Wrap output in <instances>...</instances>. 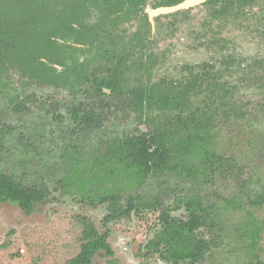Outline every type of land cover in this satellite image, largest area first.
<instances>
[{
  "label": "rangeland",
  "instance_id": "obj_1",
  "mask_svg": "<svg viewBox=\"0 0 264 264\" xmlns=\"http://www.w3.org/2000/svg\"><path fill=\"white\" fill-rule=\"evenodd\" d=\"M167 1L201 0H0L19 36L0 50V169L77 171L91 195L106 186L127 196L133 183L113 156L127 137L162 135L168 163L147 175L142 204L169 193L172 220L199 218L194 240L214 246L198 264H264V0H219L194 10L197 21L183 10L154 15ZM108 86L127 96L81 134L67 108ZM213 156L222 168L209 171ZM47 185L31 216L0 203V264H65L83 218L113 253L92 264H172L145 248L165 229L157 211L138 206L105 223V205Z\"/></svg>",
  "mask_w": 264,
  "mask_h": 264
},
{
  "label": "trees",
  "instance_id": "obj_2",
  "mask_svg": "<svg viewBox=\"0 0 264 264\" xmlns=\"http://www.w3.org/2000/svg\"><path fill=\"white\" fill-rule=\"evenodd\" d=\"M219 0H210L209 3H217ZM10 23V22H8ZM0 18V49L6 45L13 47L15 38L19 37L10 32L13 26ZM16 28L18 25H15ZM107 88L113 91L109 96L103 92L101 87L92 91L88 101L78 102L68 108L74 128L81 134L99 130L106 116L111 109L113 101H119L126 97L119 89ZM139 98V97H138ZM141 101V98H139ZM0 121V133L3 130ZM5 128V127H4ZM6 129V128H5ZM162 135L153 136L149 139L126 138L113 159L120 165V176L132 181L135 191L126 195H119L108 187L103 186L96 194L88 191V185L92 184L83 174L77 171L59 177L56 171L49 169L47 177L30 178L27 174L16 175L9 170L0 169V203L9 204L18 208L26 216H31L37 205L44 202L50 193L47 183H51L53 192H60L75 188L81 191L82 201L93 198L99 205H105L107 215L103 221L111 222L120 218L128 217L138 206L149 208L159 213V221L165 229L150 240L145 248L149 252H157L166 262L179 264L189 261L188 264L201 263L204 252L214 246V240L204 238L194 240V233L197 232L202 223L195 214L191 213L186 222H175L170 218L169 208L164 204L170 198L169 193L157 195L153 200L142 204L144 201L140 193L147 175L157 174L164 170L168 163V148ZM3 147L0 142V153ZM222 159L215 156L206 160L209 164V171L215 167L222 168ZM226 171H235V168L228 166ZM190 203V202H189ZM83 231L79 252L65 264H92L95 256L103 251L107 256H113L112 250L107 243L106 234H98L92 224L82 219ZM173 224V225H172ZM212 231H210V234ZM193 240V241H192Z\"/></svg>",
  "mask_w": 264,
  "mask_h": 264
},
{
  "label": "flooded vegetation",
  "instance_id": "obj_3",
  "mask_svg": "<svg viewBox=\"0 0 264 264\" xmlns=\"http://www.w3.org/2000/svg\"><path fill=\"white\" fill-rule=\"evenodd\" d=\"M184 1V0H183ZM182 1H167V2H165L163 5H160V7H166V8H161L160 10H157V11H155L153 14L154 15H158V14H166V13H162V12H164L165 10H169V9H174L175 7H177V6H179L180 5V3H181ZM200 3L199 4H197L196 6H194V7H191V8H189V9H186V10H183L182 11V16L183 17H185V19H187V20H189L188 19V16H189V14H191V13H193L194 12V10H197L198 8H202L203 6H210V7H214V6H216L217 5V3L219 2H217V3H209L210 2V0H201V1H199ZM142 5H143V3H142ZM155 8V7H154ZM178 11H180V10H178ZM71 12H72V9H71ZM175 12H177V11H175ZM175 12H173V13H175ZM191 18L194 20V21H197L198 20V18L195 16V15H193V14H191ZM7 46V45H6ZM5 46V47H6ZM9 47H10V45H8ZM4 47V48H5ZM1 49H3V48H1ZM0 49V50H1ZM111 88H115L114 86H111ZM117 89H119V88H117ZM103 90V89H102ZM120 90V89H119ZM110 94H107L104 90H103V92L104 93H106L107 95H109V96H111L112 95V93H113V91L110 89ZM121 91V90H120ZM123 93V92H122ZM123 94H125V93H123ZM126 96H127V94H125ZM86 101H88V99L86 100ZM84 102V101H83ZM78 103V102H77ZM76 103V104H77ZM75 105V104H74ZM113 105H114V102L112 103V105H111V109H112V107H113ZM73 106V105H72ZM111 109H110V111H111ZM109 111V112H110ZM66 112H67V114L69 115V113H68V108H67V110H66ZM108 115V114H107ZM70 116V115H69ZM71 117V116H70ZM106 119H107V116H106ZM72 120V119H71ZM105 122V121H104ZM103 122V123H104ZM103 123H102V125H103ZM102 127V126H101ZM128 139H132V138H139V137H127ZM126 139V138H125ZM147 139V138H146ZM149 139V138H148Z\"/></svg>",
  "mask_w": 264,
  "mask_h": 264
},
{
  "label": "water",
  "instance_id": "obj_4",
  "mask_svg": "<svg viewBox=\"0 0 264 264\" xmlns=\"http://www.w3.org/2000/svg\"><path fill=\"white\" fill-rule=\"evenodd\" d=\"M196 2L195 1H188V2H184L183 4L175 7L174 9H169V10H165L164 12L162 13H170V12H175V11H178V10H185V9H189L191 8L193 5H195Z\"/></svg>",
  "mask_w": 264,
  "mask_h": 264
}]
</instances>
